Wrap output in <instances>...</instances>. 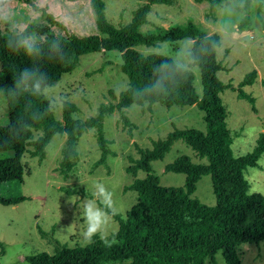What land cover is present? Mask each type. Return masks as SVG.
<instances>
[{
  "label": "trees",
  "instance_id": "trees-1",
  "mask_svg": "<svg viewBox=\"0 0 264 264\" xmlns=\"http://www.w3.org/2000/svg\"><path fill=\"white\" fill-rule=\"evenodd\" d=\"M33 5L32 0H25ZM168 0H145L133 12L130 21L121 26L110 23L105 15L103 0H91L95 13L97 34H75L58 22L54 15L41 8V15L49 25L61 27L65 34L54 33L47 25L33 20L26 27L42 35L41 40L59 35L65 43L68 58L64 62H43L42 67L53 80L60 81L66 73L72 72L83 55L100 51H118L121 54V70L127 77L131 89L143 88L155 79L154 68L161 61L171 62V57L153 52L142 59L139 46L157 47L164 42H175L188 38L195 41L194 53L197 57L193 65L199 68L202 92L195 87V74L191 70L178 74L169 94L150 98L152 105L160 103L165 107L195 105L204 113L205 130L196 128L174 129L166 137L152 141L150 148L138 149L139 156L131 158L126 171L134 176L144 172V177H135L124 187L133 191L136 200L125 217L117 215V243L108 248L95 238L87 246H68L52 238V253L41 251L27 256L29 264H205L221 253L225 264H243L239 248L244 244L264 243V195L249 193V182L244 175L248 167H255L264 154V131L259 134L253 150L245 155L235 156L232 149L234 136L227 125V109L221 97L229 84L218 78L221 62L217 59L220 36L207 34L194 22L173 24L168 27L154 25L142 30L149 23L148 14L155 4ZM229 3V0H209L210 14L216 6ZM248 22L244 15L240 27ZM9 33H4L0 24V85L10 84L15 70L28 66L27 57L14 54L6 47ZM208 38L214 43L205 42ZM207 48L208 51L204 49ZM191 66V67H193ZM256 71L251 70L238 83V97L254 102V98L244 91V87L254 83ZM133 103L132 92H120L117 102L102 104L95 115L73 121L71 114L77 108L71 106L62 113V119L49 118L35 125L43 128L45 135L38 142L28 139L16 142L11 155L0 158V183L21 181L24 176L23 156L27 146L32 145L30 154L39 160L45 156V148L51 138L59 133L65 136L59 171L66 175L75 165L76 145L79 137L88 129L94 128L101 149L97 163H105L109 149L104 136L103 122L107 115L117 111L124 125H129L125 110ZM139 104L140 101H137ZM21 100L11 109L13 119L23 111ZM37 107L42 103L36 102ZM65 132L67 135H65ZM6 130L0 129V138ZM181 140L206 163L193 162L188 156L180 155L165 165V172L185 175L183 186H164L158 175L152 172V162L162 160L173 144ZM209 174L216 202L208 205L194 197L196 184L202 175ZM23 196L4 198L0 204L15 205L23 201ZM0 254L5 252L0 241Z\"/></svg>",
  "mask_w": 264,
  "mask_h": 264
},
{
  "label": "rangeland",
  "instance_id": "rangeland-1",
  "mask_svg": "<svg viewBox=\"0 0 264 264\" xmlns=\"http://www.w3.org/2000/svg\"><path fill=\"white\" fill-rule=\"evenodd\" d=\"M33 1V0H32ZM107 20L115 26L128 23L135 9L145 0H103ZM40 8H46L66 29L75 34L99 33L95 24V13L91 0H38ZM14 15L11 24H1L2 31L9 33L12 27H25L33 21V12L25 0H13ZM229 9L234 11L230 12ZM209 13V0H168L155 4L148 14L147 25L168 27L173 24L194 22L207 34L217 33L221 44L217 48V59L221 62L218 78L230 85L223 93L222 100L227 109V125L234 140L235 156L251 152L257 144L259 134L264 131V0H229ZM244 15L248 22L240 27ZM230 18L234 23L226 24ZM40 23L47 25L54 33L65 34L61 27L49 25L41 16ZM40 39L42 35L37 34ZM189 41H193L189 39ZM184 42H164L157 47H137L143 53L158 52L173 57L176 49ZM122 58L118 51H100L83 55L78 66L60 79L63 90L68 93L80 119L95 115L102 104L116 103L120 85L128 83L121 70ZM255 70L257 77L244 91L254 98V102L238 97V83ZM195 87L202 92L198 67L193 66ZM125 114L129 125H124L115 110L103 122L104 136L109 153L105 163H97L101 149L94 128L85 131L78 139L77 158L73 168L63 175L59 171L65 136L56 134L45 148V156L39 160L32 156L27 146L23 156L24 176L21 181L0 183V195L4 198L23 196L25 199L15 205L0 204V241L5 252L0 254V264H29L27 256L46 251L52 253V238L68 246L83 245L79 234L81 221L79 209L70 198L79 202L92 198L94 182L104 183L113 193L116 203L123 208L122 217L136 200L133 191L124 187L136 176L128 173L126 167L131 158L139 156L138 149L150 148L152 141L164 138L174 129L196 128L205 130L204 113L195 105L165 107L155 103L148 108L133 111L128 107ZM57 119H62V114ZM10 152H0V158L10 156ZM180 155L188 156L193 162L206 163L183 141H176L162 160L152 162V172L159 176L164 186H183L185 175L165 172V165ZM244 175L249 182V193L264 195V154L255 167H248ZM205 204L216 202L211 176L202 175L192 194ZM118 222L114 218L112 230L117 231ZM1 249V247H0ZM243 264H264V243L244 244L239 248ZM205 264H225L221 253Z\"/></svg>",
  "mask_w": 264,
  "mask_h": 264
},
{
  "label": "clouds",
  "instance_id": "clouds-1",
  "mask_svg": "<svg viewBox=\"0 0 264 264\" xmlns=\"http://www.w3.org/2000/svg\"><path fill=\"white\" fill-rule=\"evenodd\" d=\"M30 8L33 12L40 10V15L32 16L33 20L39 21L43 11L38 0H33ZM13 15V0H0V24H11ZM225 23L234 22L228 18ZM205 42L214 43L207 37ZM65 43L66 41L59 35L41 40L35 31H29L26 26L12 27L5 41L6 47L14 54L23 53L29 64L13 72L10 84L0 85V129L6 130V135L0 138V152L11 149L16 142L24 139L38 142L45 135V130L43 128L37 130L35 125L60 116L71 106L72 99L63 90L62 84L53 80L42 67L43 62L67 60ZM194 47V40L190 42L188 38H184L171 62L164 60L157 64L153 73L155 79L143 88L131 89L130 83L123 82L119 86L120 91L132 92L133 103L130 104V109L136 111L148 108L152 105L150 98L169 94V87L175 83L177 75L190 72L191 66L196 63ZM204 50L208 51L207 48ZM148 55L151 54H143L142 59H147ZM21 100L24 101L23 111L13 119L11 109ZM36 102L42 103L43 106L37 107ZM78 118L76 113L71 114L73 121ZM70 201L79 209L78 221L82 222L79 234L84 246L93 244L95 238L108 248L118 242L117 232L112 230V226L114 218L121 215L124 210L116 203L114 193L104 183L99 181L93 183L92 198H84L79 202L70 198Z\"/></svg>",
  "mask_w": 264,
  "mask_h": 264
}]
</instances>
